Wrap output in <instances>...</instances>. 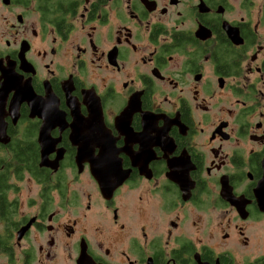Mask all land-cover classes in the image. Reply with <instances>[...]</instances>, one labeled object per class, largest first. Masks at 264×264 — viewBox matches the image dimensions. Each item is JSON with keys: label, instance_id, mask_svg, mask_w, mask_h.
Here are the masks:
<instances>
[{"label": "flooded vegetation", "instance_id": "obj_1", "mask_svg": "<svg viewBox=\"0 0 264 264\" xmlns=\"http://www.w3.org/2000/svg\"><path fill=\"white\" fill-rule=\"evenodd\" d=\"M0 137V264H264V0H0Z\"/></svg>", "mask_w": 264, "mask_h": 264}, {"label": "water", "instance_id": "obj_2", "mask_svg": "<svg viewBox=\"0 0 264 264\" xmlns=\"http://www.w3.org/2000/svg\"><path fill=\"white\" fill-rule=\"evenodd\" d=\"M0 139H1V137H0ZM41 155H42L41 158L43 159V156H44V152L43 151H41ZM85 156H86L85 153L79 152V151L77 152V158H78V160L82 159ZM99 172L102 173V170H98L97 169L96 171H93V174H94L95 179L98 181L100 187L103 188L104 187L103 179H102L103 174L99 175L98 174Z\"/></svg>", "mask_w": 264, "mask_h": 264}, {"label": "trees", "instance_id": "obj_3", "mask_svg": "<svg viewBox=\"0 0 264 264\" xmlns=\"http://www.w3.org/2000/svg\"><path fill=\"white\" fill-rule=\"evenodd\" d=\"M21 149H25V147H23V148H21ZM21 151H22V150H21ZM26 156H27L26 153H24V154H19V155H18V157L20 158V162H19V163H21V162L23 161V159L26 158ZM4 205H5V202H3L2 206H4Z\"/></svg>", "mask_w": 264, "mask_h": 264}]
</instances>
